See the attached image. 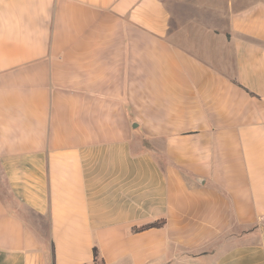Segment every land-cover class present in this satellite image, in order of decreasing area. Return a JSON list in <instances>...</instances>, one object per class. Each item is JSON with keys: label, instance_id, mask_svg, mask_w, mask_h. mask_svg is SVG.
Segmentation results:
<instances>
[{"label": "crops", "instance_id": "1", "mask_svg": "<svg viewBox=\"0 0 264 264\" xmlns=\"http://www.w3.org/2000/svg\"><path fill=\"white\" fill-rule=\"evenodd\" d=\"M0 264H264V0H0Z\"/></svg>", "mask_w": 264, "mask_h": 264}, {"label": "rangeland", "instance_id": "2", "mask_svg": "<svg viewBox=\"0 0 264 264\" xmlns=\"http://www.w3.org/2000/svg\"><path fill=\"white\" fill-rule=\"evenodd\" d=\"M189 11L188 12H190L189 14L191 15L192 13H195V11L193 10V9H188ZM213 21L214 22H216L217 23V21H218V19L214 16L213 17ZM183 23H184V27H189V25L190 24H187V23H189L188 21H187V23H186V21H183ZM194 32V34H197V32H195V31H193ZM200 35V34H199ZM199 35H196L198 38L200 37ZM195 38V37H194ZM207 38V37H206ZM207 40L206 39H204L201 43H203V42H206ZM215 45V44H214ZM209 46H213V43L211 44V45H209ZM223 50V52H224V58H225V68H226V70L229 72V73H231V71H232V56H231V53L229 52V50L227 49V48H224V49H222ZM242 239V238H241ZM241 239H235L236 241H240Z\"/></svg>", "mask_w": 264, "mask_h": 264}, {"label": "trees", "instance_id": "3", "mask_svg": "<svg viewBox=\"0 0 264 264\" xmlns=\"http://www.w3.org/2000/svg\"><path fill=\"white\" fill-rule=\"evenodd\" d=\"M164 223H165V219L160 218V219H156V220H153L151 222H148L146 224H143L141 226L133 227V230L139 231V230H143V229H147V228H151V227H161L164 225ZM93 256H94V260H96L97 259V251L95 248L93 249Z\"/></svg>", "mask_w": 264, "mask_h": 264}, {"label": "water", "instance_id": "4", "mask_svg": "<svg viewBox=\"0 0 264 264\" xmlns=\"http://www.w3.org/2000/svg\"><path fill=\"white\" fill-rule=\"evenodd\" d=\"M132 126L134 127V126H135V123H134V124H132Z\"/></svg>", "mask_w": 264, "mask_h": 264}]
</instances>
